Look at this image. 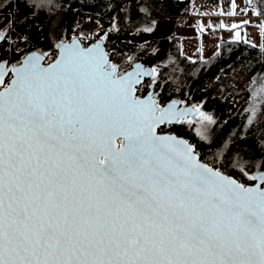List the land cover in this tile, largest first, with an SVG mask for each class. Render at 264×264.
<instances>
[{
  "label": "snow or ice",
  "instance_id": "6c2138e0",
  "mask_svg": "<svg viewBox=\"0 0 264 264\" xmlns=\"http://www.w3.org/2000/svg\"><path fill=\"white\" fill-rule=\"evenodd\" d=\"M40 60L0 91V264H264V159L246 186L157 135L183 114L99 46Z\"/></svg>",
  "mask_w": 264,
  "mask_h": 264
},
{
  "label": "trees",
  "instance_id": "16d2710c",
  "mask_svg": "<svg viewBox=\"0 0 264 264\" xmlns=\"http://www.w3.org/2000/svg\"><path fill=\"white\" fill-rule=\"evenodd\" d=\"M190 1L0 0V30L21 51L37 48L50 56L56 41L77 31L141 49L155 72H169V95L181 97L186 91L185 98L197 109L186 127L180 123L172 129L194 144L201 160L250 182L241 168L264 159V49L226 39L208 56L183 54L173 27ZM250 1L259 10L264 5V0ZM240 73L246 78L238 85ZM257 170L252 168V174Z\"/></svg>",
  "mask_w": 264,
  "mask_h": 264
},
{
  "label": "rangeland",
  "instance_id": "374dc122",
  "mask_svg": "<svg viewBox=\"0 0 264 264\" xmlns=\"http://www.w3.org/2000/svg\"><path fill=\"white\" fill-rule=\"evenodd\" d=\"M259 11L264 14V5L259 10L250 0H191L179 18V24L173 27V33L179 35L181 52L193 58L210 55L218 43L226 39H245L264 49V19L251 17L261 15ZM231 15L246 16L239 19ZM233 23L241 24L231 28L229 25ZM211 29L216 31L215 35L209 34ZM126 62L128 64V59ZM238 77L239 85L246 76L240 73Z\"/></svg>",
  "mask_w": 264,
  "mask_h": 264
},
{
  "label": "flooded vegetation",
  "instance_id": "af4514ba",
  "mask_svg": "<svg viewBox=\"0 0 264 264\" xmlns=\"http://www.w3.org/2000/svg\"><path fill=\"white\" fill-rule=\"evenodd\" d=\"M74 35V33L71 34V37ZM9 35L3 32V30H0V65L4 68V80L5 84L1 85L5 86L11 77L13 76V66H17L20 62L22 57L29 51L36 50L39 51L41 54H43L44 58L42 59V63H48L53 59V57L56 55L57 49L56 46L59 41L62 40H68V39H61L54 43V53L50 56L48 53H44L42 50L39 49H27L25 51H21L20 46H17V44L14 41H11L8 39ZM70 37V38H71ZM69 38V39H70ZM94 40L91 41H81L82 46L89 45ZM105 41V40H104ZM148 45L154 46V45H162L160 42H149ZM105 48L107 50L108 54V61L110 65L116 66V75H120L123 73L127 68H129L133 63H135L138 59L144 58L142 55L141 49H126L124 47H121L119 42L117 41H105ZM127 59L132 60L131 64H127ZM146 65L151 68V73L148 76H144L143 79L136 85V96H144L149 90L152 91V96L154 100L158 104H160L162 107L167 105L169 107V100L177 99L179 100V106L180 105H191L189 103V100L185 98L186 91H183L181 93V97H173L169 95V72L166 74L160 75L159 73L155 72L154 66L146 61ZM166 79V83L163 85L164 82H162V78ZM194 107V106H193ZM196 116V115H195ZM195 116H187L186 118L176 120L174 123L165 122L161 124L158 128V132H174L176 131L172 129L173 125H182L184 127L187 126V122L190 119L195 118ZM177 135H180L176 133ZM118 144L122 143V139L119 137L117 138ZM261 170V169H259ZM243 183V182H242ZM253 181L246 182L243 184H251Z\"/></svg>",
  "mask_w": 264,
  "mask_h": 264
},
{
  "label": "water",
  "instance_id": "95a60500",
  "mask_svg": "<svg viewBox=\"0 0 264 264\" xmlns=\"http://www.w3.org/2000/svg\"><path fill=\"white\" fill-rule=\"evenodd\" d=\"M79 43L81 46V39L76 36V35H73L70 39L68 40H62V41H59L57 46H56V49H57V52H56V55L53 57V59L51 61H49L48 63H42V59L44 58L43 54H41L39 51H36V50H32V51H29L27 52L21 59V62L15 66L16 68H19L24 62L25 60L28 58V57H31L33 55H36V56H40L41 57V60H40V64L42 67L44 68H47L49 65H52L54 64L58 59L61 58V55H62V49H63V46L65 45H69V44H72V43ZM96 46H99V48L105 53L106 55V58L108 60V54H107V50L105 48V41L102 39V38H95L94 41L92 43H90L89 45H86V46H82V47H85V48H93V47H96ZM126 73H138V80L139 82L143 79L144 76H148L150 75L151 73V68L149 66L146 65V60L144 58H140L138 59L135 63H133L129 68H127L123 73H121L120 75H117V76H123L125 75ZM16 78L15 76V72L13 71V76L11 77V79L9 80V82L5 85V86H2L0 87V91H3L5 87H10L11 86V81L14 80ZM138 82V83H139ZM137 83V84H138ZM136 84V85H137ZM1 86V85H0ZM136 87V86H135ZM139 97V96H137ZM141 99H154L153 96H152V91L149 90V92H147L144 96H141L139 97ZM165 108H167V105L164 106ZM169 107H172L176 112L178 113H182L183 115L181 116L180 119H183V118H186L187 116H195L197 114V109L191 105H180L179 106V100L177 99H172V100H169ZM175 121H172V122H169L170 123H174ZM160 126V125H159ZM156 133L157 135H162V136H174L180 140H183L185 142H187V144L193 146L194 148V144L189 142L185 137L181 136V135H177L176 133L174 132H158L157 129H156ZM119 138V137H118ZM122 139V143L121 144H118V141L117 139L115 140V144L117 147H119L120 145L122 144H126L127 142L123 139V137H120ZM195 151V149H194ZM195 153L197 154L198 156V159L203 162V163H206L208 164L207 162L203 161L200 159L198 153L195 151ZM103 157H101L102 159ZM210 167H214V166H211L210 164H208ZM216 168V167H215ZM221 171V170H220ZM260 171L261 170H257L254 175H256L257 177H259V174H260ZM222 172V171H221ZM224 173V172H222ZM225 174V173H224ZM225 175H228V176H231L229 174H225ZM233 179L237 180L236 178H234L233 176H231ZM238 182L242 183L241 181L237 180ZM257 184H259V180L256 181ZM253 183L251 184H245L246 186H252Z\"/></svg>",
  "mask_w": 264,
  "mask_h": 264
},
{
  "label": "built area",
  "instance_id": "2783aa9c",
  "mask_svg": "<svg viewBox=\"0 0 264 264\" xmlns=\"http://www.w3.org/2000/svg\"><path fill=\"white\" fill-rule=\"evenodd\" d=\"M209 34L215 35L216 31L211 29V30H209ZM74 35L78 36L81 39V41H91V40H94L96 38L93 31H87V33H82L80 31H77L74 33ZM131 62H132V60H129L128 64H131Z\"/></svg>",
  "mask_w": 264,
  "mask_h": 264
},
{
  "label": "crops",
  "instance_id": "0c3cea01",
  "mask_svg": "<svg viewBox=\"0 0 264 264\" xmlns=\"http://www.w3.org/2000/svg\"><path fill=\"white\" fill-rule=\"evenodd\" d=\"M183 14V13H182ZM181 14V15H182ZM186 14V13H185ZM246 15H231V17H233V18H239V19H241V18H243V17H245ZM251 17H253L254 19H258V20H262V19H264V14L262 13L261 15H252ZM250 17V18H251ZM252 22H254V21H251V23ZM221 23V22H220ZM248 23H250V22H248ZM234 25H229V26H231V28H235L236 26H239L241 23H233ZM245 24H247V23H245ZM244 41H246V42H249V41H247V40H245V39H243ZM249 43H251V42H249ZM252 44H254V43H252ZM254 45H256V44H254Z\"/></svg>",
  "mask_w": 264,
  "mask_h": 264
}]
</instances>
